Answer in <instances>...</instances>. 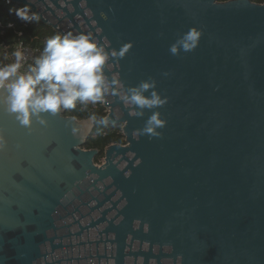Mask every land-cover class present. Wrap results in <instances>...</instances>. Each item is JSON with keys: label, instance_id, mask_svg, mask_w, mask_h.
I'll return each mask as SVG.
<instances>
[{"label": "water", "instance_id": "95a60500", "mask_svg": "<svg viewBox=\"0 0 264 264\" xmlns=\"http://www.w3.org/2000/svg\"><path fill=\"white\" fill-rule=\"evenodd\" d=\"M9 1L55 34L131 47L105 66L123 144L100 166L88 118L25 127L0 107V264H264V3ZM193 27L198 47L171 55ZM148 79L167 97L151 138L138 130L153 110L135 117L121 99Z\"/></svg>", "mask_w": 264, "mask_h": 264}, {"label": "clouds", "instance_id": "9594fccd", "mask_svg": "<svg viewBox=\"0 0 264 264\" xmlns=\"http://www.w3.org/2000/svg\"><path fill=\"white\" fill-rule=\"evenodd\" d=\"M16 14L25 21H39V16L30 13L27 7L18 9ZM202 31L190 28L169 45V53L175 56L181 51L195 50ZM130 47L131 44L126 43L119 50H107L91 32L55 34L45 41L41 53L26 67L25 53L17 48L12 52L14 60L0 66V107L13 115L20 125L30 127L33 118L41 126H46L47 115L75 109L77 102L84 107L102 103L110 87L116 84L115 79L109 80L105 75V66L110 60L123 58ZM162 75L167 77L169 73ZM121 99L133 107L131 114L135 117H143L145 109L153 110L144 127L138 130L139 135H148L149 138L161 135L158 129L163 128L166 121L154 109L163 106L167 97H162L156 90L155 80H142L128 87ZM109 122L107 116L98 118L92 113L84 131H90L96 123L107 126ZM6 144L0 135V150Z\"/></svg>", "mask_w": 264, "mask_h": 264}, {"label": "trees", "instance_id": "16d2710c", "mask_svg": "<svg viewBox=\"0 0 264 264\" xmlns=\"http://www.w3.org/2000/svg\"><path fill=\"white\" fill-rule=\"evenodd\" d=\"M220 2L227 0H217ZM254 3H264V0H250ZM18 9H22L14 4L4 6L0 2V43L3 42L6 45H11L15 38V32H21V40L29 44L31 47L43 49L45 39H49L55 33L40 24L33 21V23L27 27L22 26V19L18 18L16 12ZM8 24H13V28H7ZM3 57L1 55L0 48V66L3 65ZM65 116L74 117L78 120L87 119L90 114L95 113L97 117L105 116L104 108L101 103L96 105L89 104L86 107L77 102L75 109L63 110ZM109 144H123V136L121 135L120 127H110L95 124V128L91 136L86 141L84 148L86 149H98L101 151L100 156L96 158V161L103 157V149Z\"/></svg>", "mask_w": 264, "mask_h": 264}, {"label": "built area", "instance_id": "2783aa9c", "mask_svg": "<svg viewBox=\"0 0 264 264\" xmlns=\"http://www.w3.org/2000/svg\"><path fill=\"white\" fill-rule=\"evenodd\" d=\"M0 2L4 6H9L11 4L9 0H0ZM32 23H33V21H25L22 19V26L23 27H27V26L31 25ZM6 27L7 28H13V24H8ZM21 36H22L21 32H15V38L16 39L13 41V43L11 45H6L3 42L0 43L1 55H2L3 61H4L3 65L6 63H10L14 60V57L12 56V52L15 51L17 48H21L25 53V57H26V59L24 61L25 67L28 64H31L33 58L38 56L41 53L42 50L35 48V47H31L29 44L24 43L21 40ZM46 40L47 39H45V41ZM103 112L106 114L105 109Z\"/></svg>", "mask_w": 264, "mask_h": 264}, {"label": "rangeland", "instance_id": "374dc122", "mask_svg": "<svg viewBox=\"0 0 264 264\" xmlns=\"http://www.w3.org/2000/svg\"><path fill=\"white\" fill-rule=\"evenodd\" d=\"M95 164L98 165V166H100L101 164H103V157H100L97 161L95 160Z\"/></svg>", "mask_w": 264, "mask_h": 264}]
</instances>
